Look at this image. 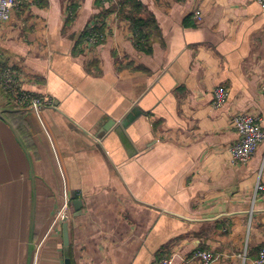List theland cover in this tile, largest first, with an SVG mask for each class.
<instances>
[{"label":"crops","instance_id":"0c3cea01","mask_svg":"<svg viewBox=\"0 0 264 264\" xmlns=\"http://www.w3.org/2000/svg\"><path fill=\"white\" fill-rule=\"evenodd\" d=\"M97 1L35 0L0 28L4 65L53 100L5 114L17 135L0 118V264H64L54 221L65 205L72 264H199L198 251L255 264L264 142L247 164L229 149L234 115L264 119V10L254 0H138L157 25L146 51L129 22L105 13L121 0ZM102 27L90 47L86 32ZM219 86L228 100L215 109Z\"/></svg>","mask_w":264,"mask_h":264},{"label":"built area","instance_id":"2783aa9c","mask_svg":"<svg viewBox=\"0 0 264 264\" xmlns=\"http://www.w3.org/2000/svg\"><path fill=\"white\" fill-rule=\"evenodd\" d=\"M35 0H0V28L11 18L13 12L23 10L28 4L34 3ZM256 4L264 10V0H254ZM195 18L201 20L202 13L200 10L194 12ZM100 35L90 30L86 38L87 44L92 47L100 41ZM0 89L6 99L16 109L27 113H39L45 108L53 106V100L50 96H38L30 91L25 90L14 71L4 65L3 56L0 52ZM264 94V85L261 87ZM228 100V90L219 86L213 91V107L221 109ZM234 126L239 134V140L230 147V153L233 164H247L257 148L264 142V119L253 113L236 114L232 117ZM255 193H264V183H258ZM70 219V207L65 205L60 208L55 217V225L61 226L66 220ZM196 257L199 264H215L214 254L211 251H198ZM160 264H172V260H165ZM255 264H264V248L259 252V258Z\"/></svg>","mask_w":264,"mask_h":264},{"label":"trees","instance_id":"16d2710c","mask_svg":"<svg viewBox=\"0 0 264 264\" xmlns=\"http://www.w3.org/2000/svg\"><path fill=\"white\" fill-rule=\"evenodd\" d=\"M110 0H98V4L102 5L103 2ZM75 11V9H74ZM144 7L138 0H121L117 9L105 12L107 15L117 12L118 18H122L129 22L133 35L135 37V43L141 50H146L151 47L152 33L157 29V25L154 20L144 16ZM98 34L103 33V27L92 30ZM90 31L85 37L89 35ZM13 118V116H10ZM22 123V122H21Z\"/></svg>","mask_w":264,"mask_h":264},{"label":"water","instance_id":"95a60500","mask_svg":"<svg viewBox=\"0 0 264 264\" xmlns=\"http://www.w3.org/2000/svg\"><path fill=\"white\" fill-rule=\"evenodd\" d=\"M13 112L24 114V111H22V110L14 109V108H6V109H0V118L4 122H6L11 127V129L16 133V129H15L14 125L11 123V121L5 115L7 113H13ZM30 114L31 113H27V115H30ZM127 123H128V119L124 118L120 122L119 125L122 128H125ZM16 135H17V133H16ZM18 141L20 142L21 145H23V143H22V141L20 139H18ZM81 207H82V203L80 201H75L74 202V209L77 212L80 211ZM68 226L69 225H68V221L67 220L61 226H59V227H62V234H63L64 264H72L71 257H70V241H69V228H68Z\"/></svg>","mask_w":264,"mask_h":264},{"label":"rangeland","instance_id":"374dc122","mask_svg":"<svg viewBox=\"0 0 264 264\" xmlns=\"http://www.w3.org/2000/svg\"><path fill=\"white\" fill-rule=\"evenodd\" d=\"M3 101L5 102L6 101V98L5 96L3 95V93L0 91V102Z\"/></svg>","mask_w":264,"mask_h":264}]
</instances>
